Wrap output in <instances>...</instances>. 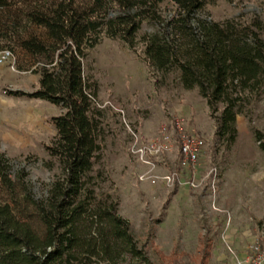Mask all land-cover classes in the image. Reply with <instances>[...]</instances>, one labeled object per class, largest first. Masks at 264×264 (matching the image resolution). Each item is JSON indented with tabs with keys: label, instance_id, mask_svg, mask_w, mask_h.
<instances>
[{
	"label": "rangeland",
	"instance_id": "rangeland-1",
	"mask_svg": "<svg viewBox=\"0 0 264 264\" xmlns=\"http://www.w3.org/2000/svg\"><path fill=\"white\" fill-rule=\"evenodd\" d=\"M25 1L12 0L16 6L10 10L21 14ZM160 9L163 21L142 23L137 37L162 31L172 9L169 4ZM195 17L259 20L264 39V0H217ZM3 27L0 23V31ZM141 48L138 41L129 50L117 39L102 38L83 60V74L95 82V100L103 111V148L92 165V173L101 177L97 194L117 199V214L153 264H253L250 246L264 250V156L252 132L264 135L261 95L252 96L243 115L235 116V131L220 134L196 89L182 88L176 70L146 66ZM31 63L19 47L0 62V154L11 172L0 178V204L7 203L17 219L41 235L29 198L41 199L58 173L44 145L54 133L48 117L60 110L41 99L9 94L34 90ZM176 116L204 141L193 168L180 165L177 143L153 155L132 152L128 129L139 144Z\"/></svg>",
	"mask_w": 264,
	"mask_h": 264
},
{
	"label": "trees",
	"instance_id": "trees-1",
	"mask_svg": "<svg viewBox=\"0 0 264 264\" xmlns=\"http://www.w3.org/2000/svg\"><path fill=\"white\" fill-rule=\"evenodd\" d=\"M217 0H26L21 14L12 0H0V51L19 47L32 58L31 92H9L48 102L60 111L48 117L54 131L46 154L58 165L39 200L29 198L42 234L0 204V264H153L117 214V199L97 194L92 173L103 148V111L96 84L83 74V60L102 38L127 49L141 43V59L156 71L176 70L182 88H195L220 134L235 131L254 95L264 104V39L259 20L211 21L195 17ZM160 33H143L142 23L163 21ZM21 16V18H18ZM32 27L41 28L37 34ZM220 104V108L218 107ZM264 156V135L252 131ZM0 154V178L11 174Z\"/></svg>",
	"mask_w": 264,
	"mask_h": 264
},
{
	"label": "built area",
	"instance_id": "built-area-1",
	"mask_svg": "<svg viewBox=\"0 0 264 264\" xmlns=\"http://www.w3.org/2000/svg\"><path fill=\"white\" fill-rule=\"evenodd\" d=\"M10 56L8 50L0 51V62L5 61ZM98 106V104H97ZM132 152L141 157L143 154L153 155L177 143L179 163L186 169L193 168L197 162L198 154L203 146L202 137L192 127L185 128L179 116L170 120L169 124H162L153 136L137 144V136L133 130L128 129ZM215 175V171H213ZM253 264H264V250L258 245H251Z\"/></svg>",
	"mask_w": 264,
	"mask_h": 264
}]
</instances>
